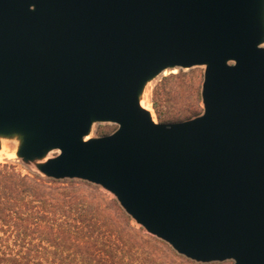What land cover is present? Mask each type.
I'll return each mask as SVG.
<instances>
[{
	"label": "water",
	"instance_id": "1",
	"mask_svg": "<svg viewBox=\"0 0 264 264\" xmlns=\"http://www.w3.org/2000/svg\"><path fill=\"white\" fill-rule=\"evenodd\" d=\"M197 66L203 113L155 121L149 84ZM4 141L179 255L264 264V0H0Z\"/></svg>",
	"mask_w": 264,
	"mask_h": 264
},
{
	"label": "trees",
	"instance_id": "2",
	"mask_svg": "<svg viewBox=\"0 0 264 264\" xmlns=\"http://www.w3.org/2000/svg\"><path fill=\"white\" fill-rule=\"evenodd\" d=\"M165 88H155L156 100ZM0 264L204 263L147 234L99 186L25 174L5 161L0 162Z\"/></svg>",
	"mask_w": 264,
	"mask_h": 264
},
{
	"label": "rangeland",
	"instance_id": "3",
	"mask_svg": "<svg viewBox=\"0 0 264 264\" xmlns=\"http://www.w3.org/2000/svg\"><path fill=\"white\" fill-rule=\"evenodd\" d=\"M204 73V66H197L190 69H167L153 80L145 91L143 101L148 102L152 106L155 119L159 122H173L201 115L204 111L201 96ZM172 75H178L179 77L172 78ZM160 84H164L166 88L165 92H162L160 98L156 100L154 98V91ZM155 101H157V108L155 107ZM157 109L162 114L163 121H160ZM117 128L118 125L113 123H97L94 125L93 131L88 138L111 134ZM6 147L14 151V156L9 158L3 154L0 156V162L12 161L16 163L19 169L25 174L37 172L33 165L26 166L17 158L15 154L17 143L15 141H4V147L0 153L5 152ZM57 153L58 152L53 151L49 157H54ZM110 195L114 197L112 194ZM206 264H235V262L234 260H227L224 262H211Z\"/></svg>",
	"mask_w": 264,
	"mask_h": 264
},
{
	"label": "bare ground",
	"instance_id": "4",
	"mask_svg": "<svg viewBox=\"0 0 264 264\" xmlns=\"http://www.w3.org/2000/svg\"><path fill=\"white\" fill-rule=\"evenodd\" d=\"M141 103H142L143 107H145L146 109L150 110L153 113V108L148 102L142 101ZM153 116H154V113H153ZM155 121H156V119H155ZM3 154H5L9 158H12L14 156V151H12L11 149H8V147H6L5 152L0 153V156Z\"/></svg>",
	"mask_w": 264,
	"mask_h": 264
}]
</instances>
